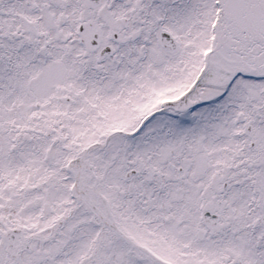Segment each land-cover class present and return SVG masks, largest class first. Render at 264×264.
Wrapping results in <instances>:
<instances>
[{
    "label": "snow or ice",
    "instance_id": "obj_1",
    "mask_svg": "<svg viewBox=\"0 0 264 264\" xmlns=\"http://www.w3.org/2000/svg\"><path fill=\"white\" fill-rule=\"evenodd\" d=\"M0 264H264V0H0Z\"/></svg>",
    "mask_w": 264,
    "mask_h": 264
}]
</instances>
